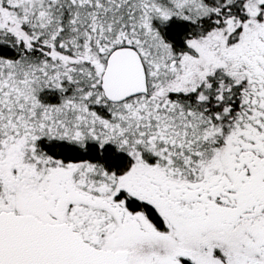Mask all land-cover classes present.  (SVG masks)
Wrapping results in <instances>:
<instances>
[{
    "label": "snow or ice",
    "instance_id": "1",
    "mask_svg": "<svg viewBox=\"0 0 264 264\" xmlns=\"http://www.w3.org/2000/svg\"><path fill=\"white\" fill-rule=\"evenodd\" d=\"M0 264H264V0H0Z\"/></svg>",
    "mask_w": 264,
    "mask_h": 264
}]
</instances>
